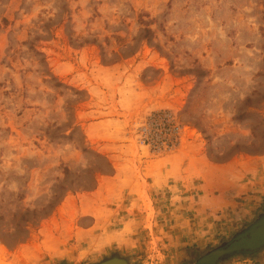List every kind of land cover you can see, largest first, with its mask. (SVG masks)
Instances as JSON below:
<instances>
[{"label": "rangeland", "instance_id": "obj_1", "mask_svg": "<svg viewBox=\"0 0 264 264\" xmlns=\"http://www.w3.org/2000/svg\"><path fill=\"white\" fill-rule=\"evenodd\" d=\"M260 115L264 0H0V264H192L264 212Z\"/></svg>", "mask_w": 264, "mask_h": 264}, {"label": "water", "instance_id": "obj_2", "mask_svg": "<svg viewBox=\"0 0 264 264\" xmlns=\"http://www.w3.org/2000/svg\"><path fill=\"white\" fill-rule=\"evenodd\" d=\"M264 248V212L228 239L206 250L192 264H219L235 255H252ZM94 264H132L126 258L113 255Z\"/></svg>", "mask_w": 264, "mask_h": 264}, {"label": "crops", "instance_id": "obj_3", "mask_svg": "<svg viewBox=\"0 0 264 264\" xmlns=\"http://www.w3.org/2000/svg\"><path fill=\"white\" fill-rule=\"evenodd\" d=\"M183 87H184V84L181 85L179 78H174L173 76H168L167 73H164V75L161 77V79L156 82V85L155 86H151L149 88H150V91H153V93H152V96L153 97H155V96H158L159 97L161 95H164V98L159 101V103H160V102H166V100L168 99V98H166V92H169V91L175 92L177 89L178 90H182ZM156 89H158V90H156ZM156 91H159L161 93L154 94V92H156ZM149 103H151V102H149ZM149 103L146 102V104H149ZM209 166L213 170H215V169L216 170H221V169H224L226 167L232 166V164H216V163H210ZM209 166H208V168H209ZM226 182H229L230 183V179L227 178ZM252 182H253V178L245 177V175H244L243 183H241V185H242V187L248 186V185H251ZM222 189H225V187L222 188ZM210 191H213V190L211 189ZM222 191H224V190H222ZM246 260L247 259L245 258V259H243L240 262L242 264H246V262H245Z\"/></svg>", "mask_w": 264, "mask_h": 264}, {"label": "trees", "instance_id": "obj_4", "mask_svg": "<svg viewBox=\"0 0 264 264\" xmlns=\"http://www.w3.org/2000/svg\"><path fill=\"white\" fill-rule=\"evenodd\" d=\"M146 29L147 30H145V32L146 31L147 32L150 31L148 28H146ZM250 103H252V98L250 96H247L244 99L242 106H240L238 108V112L235 115V117L237 119H242L243 117H245L246 114L249 113V112H247V110H245V107L251 106ZM258 124H260V128H259ZM250 129H251V132L253 133V135H259L260 137H264V115H260L259 122L257 124H254V125L250 124ZM235 147H236V145H235ZM260 151H264V148H262V150H260ZM212 161L217 162V161H220V160H212ZM106 167L108 169H110V164H109L108 160H106ZM100 171H102V170H100ZM66 172H67V170L65 171V173ZM256 253H258V252H256ZM256 253H254L252 255H241V254L240 255H235V256H232L231 258L227 259V260L222 261L221 263L229 261L230 259H233L235 257H243V258H247V259H252V258L255 257ZM221 263H219V264H221ZM132 264H134V263H132Z\"/></svg>", "mask_w": 264, "mask_h": 264}, {"label": "built area", "instance_id": "obj_5", "mask_svg": "<svg viewBox=\"0 0 264 264\" xmlns=\"http://www.w3.org/2000/svg\"><path fill=\"white\" fill-rule=\"evenodd\" d=\"M163 119L165 120V122H168L169 117H164ZM169 125H170V124H169ZM174 129H175V127H174Z\"/></svg>", "mask_w": 264, "mask_h": 264}]
</instances>
